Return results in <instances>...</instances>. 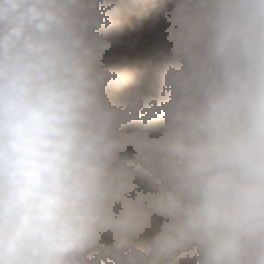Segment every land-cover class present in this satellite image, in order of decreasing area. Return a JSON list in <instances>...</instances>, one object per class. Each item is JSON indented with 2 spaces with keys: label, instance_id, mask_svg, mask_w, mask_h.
Returning <instances> with one entry per match:
<instances>
[{
  "label": "clouds",
  "instance_id": "obj_1",
  "mask_svg": "<svg viewBox=\"0 0 264 264\" xmlns=\"http://www.w3.org/2000/svg\"><path fill=\"white\" fill-rule=\"evenodd\" d=\"M124 3L0 0V264H264V0H168L120 98Z\"/></svg>",
  "mask_w": 264,
  "mask_h": 264
},
{
  "label": "rangeland",
  "instance_id": "obj_2",
  "mask_svg": "<svg viewBox=\"0 0 264 264\" xmlns=\"http://www.w3.org/2000/svg\"><path fill=\"white\" fill-rule=\"evenodd\" d=\"M168 0H125L124 6L117 17V30L114 35L122 41L117 48V62L130 76V82L122 86L117 92L123 98L130 92L137 90L136 81L150 74L152 64L146 51V45L129 50L125 45L128 41L141 37L150 40L149 29L159 13L161 7L166 6ZM127 57V59H122ZM182 264H195L193 260H186Z\"/></svg>",
  "mask_w": 264,
  "mask_h": 264
}]
</instances>
